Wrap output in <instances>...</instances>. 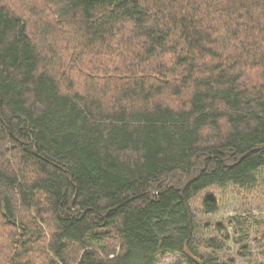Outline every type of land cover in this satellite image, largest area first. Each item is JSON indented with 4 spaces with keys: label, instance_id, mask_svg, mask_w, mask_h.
<instances>
[{
    "label": "trees",
    "instance_id": "obj_1",
    "mask_svg": "<svg viewBox=\"0 0 264 264\" xmlns=\"http://www.w3.org/2000/svg\"><path fill=\"white\" fill-rule=\"evenodd\" d=\"M261 171L264 0H0V264H228Z\"/></svg>",
    "mask_w": 264,
    "mask_h": 264
},
{
    "label": "rangeland",
    "instance_id": "obj_2",
    "mask_svg": "<svg viewBox=\"0 0 264 264\" xmlns=\"http://www.w3.org/2000/svg\"><path fill=\"white\" fill-rule=\"evenodd\" d=\"M260 176L261 181L252 192L233 187L210 189L208 194L216 196L221 202L220 210L207 216L199 213L210 228L216 229L220 225L222 234L219 235L230 238L221 255L228 264H264V171ZM204 196L192 203L196 212H200ZM158 264L186 263L179 254H166L158 258Z\"/></svg>",
    "mask_w": 264,
    "mask_h": 264
}]
</instances>
